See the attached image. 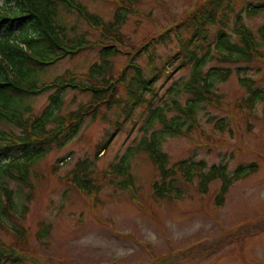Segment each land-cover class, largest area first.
<instances>
[{
  "label": "rangeland",
  "instance_id": "rangeland-1",
  "mask_svg": "<svg viewBox=\"0 0 264 264\" xmlns=\"http://www.w3.org/2000/svg\"><path fill=\"white\" fill-rule=\"evenodd\" d=\"M77 1L105 21L112 20L118 9V0ZM262 2L232 0L229 8L219 10L216 23L207 25L206 39L199 37L190 47L199 57L207 56L203 73L213 68L228 73L226 80L214 81L213 91L223 96L218 105L198 101L185 92L193 66H179L182 46L174 32L170 42L138 51L150 39L178 25L182 35L190 38L192 30L181 23L205 0H140L133 4L134 11L128 13L121 28L124 45L121 54L112 58V73L117 78L134 59L145 78L155 75L154 89L145 92L144 101L137 104L120 82L117 102L85 115L76 133L65 131L58 142L31 145V152L39 147L46 151L30 168L32 188L11 179L5 181L13 190L15 209H6L2 215L0 241L8 246L17 244L14 250L22 258L7 264H264V101L258 100L253 109L246 108L244 99L249 92L240 80L246 78L253 88L264 90V60L223 62V51L217 48L221 30L232 42H240L236 33L239 15L262 41L258 29L264 25V11L256 16L247 14L250 6ZM60 14L69 34H85L90 41L101 39V30L76 11L60 6ZM100 56L99 47H88L49 66L42 79L49 82L66 72L85 75L100 62ZM128 73L137 75L133 69ZM53 92L24 101L34 114H40ZM62 98L61 114L65 115L89 102L91 94L68 89ZM177 104L194 105L198 127L191 126ZM158 110L169 124L175 119L188 133L163 135L160 147L169 155L170 166L180 161L204 165L194 171L192 182L176 175L175 199L154 197L157 168L147 153L137 150L145 137H159L164 130L159 120H151ZM0 128L20 133L10 123L1 122ZM107 141L110 143L103 149ZM125 155L134 177L131 188H122L125 179L111 173L110 168ZM6 158L2 155L0 160L5 162ZM84 161L92 164L95 186H99L95 199L67 179ZM214 165L226 166L229 176L239 166H252L253 172L235 181L218 204L221 179L212 181L206 192L201 191L199 179L200 172H208ZM45 225H51V232L40 237Z\"/></svg>",
  "mask_w": 264,
  "mask_h": 264
},
{
  "label": "trees",
  "instance_id": "trees-1",
  "mask_svg": "<svg viewBox=\"0 0 264 264\" xmlns=\"http://www.w3.org/2000/svg\"><path fill=\"white\" fill-rule=\"evenodd\" d=\"M139 1L118 0V9L113 19L105 21L100 16L89 12L77 0H3V4L0 5V123H10L19 129L20 133L0 128V157L2 155L7 157L5 162L0 160V227L2 215L6 209H15L14 193L5 185L6 179L31 189L32 183L28 180L30 168L36 160L46 155V151L40 147L31 152L29 149L31 145L58 142L65 131L76 133L78 123L85 115L96 114L102 105L112 107L115 101L117 102V84L120 82L125 84L130 98L137 104L144 101L145 92L153 91L155 75L145 78L134 59H130L129 64H126L123 71L116 76L117 78L112 73L114 70L112 58L121 54L120 47L124 45L121 28L127 21L128 13L134 11L133 4ZM231 1L205 0L201 7L192 11L188 19L181 23L186 29L192 30L190 38L182 35L178 25L167 30L163 35L150 39L138 51L148 50L157 43L170 42L171 34L174 32L182 46L179 55L182 54L183 62L179 66H193V75L185 84V92L198 101L221 104L223 96L213 91L214 81L226 80L228 73L216 68L203 73L202 68L207 62V56L199 57L196 51L190 50V47L199 37L206 39L207 25L216 23L219 10L224 6L229 8ZM60 6H64L69 11H76L91 26L99 28L102 33L101 39L90 41L85 34H69L60 14ZM247 10L249 16H256L264 11V2L250 6ZM236 33L240 36L239 43L232 42L224 31L219 32L220 43L217 48L223 51L221 54L223 62L264 60V51L261 50L264 46V25L258 29L262 37L260 42L256 39L254 32L242 23L239 15ZM88 47H99L101 56L100 62L92 65L87 74L66 72L49 82L42 79V73L49 66L65 58H73ZM129 69L136 71L137 75H129ZM82 76L85 81L81 80ZM240 80L249 92L248 97L244 99L246 108L253 109L258 100L264 101V90L253 88V83L246 78ZM68 89L90 93L91 99L64 115L61 114L62 97ZM50 90L54 92L49 96V104L40 114H34L32 108L25 103V98ZM177 109L186 116L192 127H198L194 105L177 104ZM153 113L151 120H159L164 130H161L159 137L156 134L152 135L151 139L145 137L137 150L147 153L157 168L159 179L153 183L154 197L175 199L178 195L175 188L176 175L180 174L186 182H192L194 171L204 165L180 161L170 166L169 155L160 147L163 135L182 136L188 133L183 130V124L175 122V119L173 124H169L162 116V110ZM51 125L54 126L50 127ZM113 136L114 134L111 138ZM109 143L110 141L105 142L102 148L107 149ZM3 150H5L4 154L1 152ZM14 153L16 155H13ZM61 162L62 160H59L58 163L61 164ZM110 168L111 173L125 179L121 182L122 188L134 186L128 155L122 157L118 163L112 164ZM252 172V166L251 169L239 166L232 176H229L226 166L214 165L208 172H200L201 191L206 192L212 181L221 179L222 186L218 198V204H221L235 181H239ZM93 175L92 164L84 161L77 164L68 174L67 179L75 188L95 199L99 186H95ZM51 228V225L43 226L39 232L40 237L49 236ZM15 248L18 249L17 244L8 246L0 241V264L16 263L22 259L14 250Z\"/></svg>",
  "mask_w": 264,
  "mask_h": 264
}]
</instances>
